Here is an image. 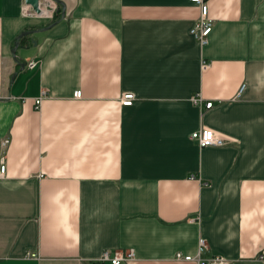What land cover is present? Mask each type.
I'll list each match as a JSON object with an SVG mask.
<instances>
[{
	"label": "crops",
	"instance_id": "0c3cea01",
	"mask_svg": "<svg viewBox=\"0 0 264 264\" xmlns=\"http://www.w3.org/2000/svg\"><path fill=\"white\" fill-rule=\"evenodd\" d=\"M59 1L0 0V264H264V0H208L203 45L191 0Z\"/></svg>",
	"mask_w": 264,
	"mask_h": 264
},
{
	"label": "built area",
	"instance_id": "2783aa9c",
	"mask_svg": "<svg viewBox=\"0 0 264 264\" xmlns=\"http://www.w3.org/2000/svg\"><path fill=\"white\" fill-rule=\"evenodd\" d=\"M51 6V10L48 12V16L52 15L55 5L52 0H48ZM199 8V15L194 21L193 25L190 27L189 32L192 34L196 40L201 44L207 42L208 35L212 29L213 18L208 14V0H191ZM22 15H34L29 5L23 3L20 8ZM36 64L35 61L29 60L27 66L32 67ZM245 84L242 83L238 87L236 97H238L244 90ZM43 93V92H42ZM80 90L76 89L73 91L74 97H80ZM134 93L132 91H124L120 96V103L122 105H130L134 100ZM41 96L34 98L35 108H40ZM191 101L194 105L201 106L202 97L194 95L191 97ZM205 108L212 106V101L205 102ZM190 138L195 140L200 147L204 146H222L226 143L227 138L221 133L215 132L209 127H199L196 130H193L190 133ZM7 139H4L2 143H5ZM6 170V163L4 156L0 155V175H3ZM208 245L204 237L199 236L196 244V253L192 254H183L181 251H176L174 257L176 259L194 261L196 264H226V258L220 254H213L208 258L200 257V254L207 250ZM134 259V253L131 249H115L113 251L103 250L96 258L95 264H121L123 262H130Z\"/></svg>",
	"mask_w": 264,
	"mask_h": 264
},
{
	"label": "water",
	"instance_id": "95a60500",
	"mask_svg": "<svg viewBox=\"0 0 264 264\" xmlns=\"http://www.w3.org/2000/svg\"><path fill=\"white\" fill-rule=\"evenodd\" d=\"M56 2H59V0H54ZM23 2L27 5L30 6V8L32 9V11L35 13V15H41L42 12H43V8L47 11H50L51 10V6L49 4V1L48 0H23ZM64 14V10L63 8L61 9V17L63 16ZM52 24V23H50ZM46 25V26H43L42 28H40L39 30H44V29H47L49 27V25ZM33 31H36V29L34 30H25L23 32L20 33L21 34H27V33H30V32H33ZM18 35V37L20 36ZM16 46V45H15ZM13 53H14V50H13Z\"/></svg>",
	"mask_w": 264,
	"mask_h": 264
},
{
	"label": "trees",
	"instance_id": "16d2710c",
	"mask_svg": "<svg viewBox=\"0 0 264 264\" xmlns=\"http://www.w3.org/2000/svg\"><path fill=\"white\" fill-rule=\"evenodd\" d=\"M61 18V6L59 5V3H57V7L54 10L50 22L49 23H55L57 22L59 19Z\"/></svg>",
	"mask_w": 264,
	"mask_h": 264
},
{
	"label": "rangeland",
	"instance_id": "374dc122",
	"mask_svg": "<svg viewBox=\"0 0 264 264\" xmlns=\"http://www.w3.org/2000/svg\"><path fill=\"white\" fill-rule=\"evenodd\" d=\"M52 2H53V4L55 5V9H56V7H57V3H59V2H56V1H54V0H52ZM55 9H54V10H55ZM61 9H62V8H61ZM54 10H53V12H54ZM52 14H53V13H52ZM51 16H52V15H50V17H48V18L51 19Z\"/></svg>",
	"mask_w": 264,
	"mask_h": 264
},
{
	"label": "bare ground",
	"instance_id": "6f19581e",
	"mask_svg": "<svg viewBox=\"0 0 264 264\" xmlns=\"http://www.w3.org/2000/svg\"><path fill=\"white\" fill-rule=\"evenodd\" d=\"M45 11H47V10H45V9L43 8V12H42V13H44Z\"/></svg>",
	"mask_w": 264,
	"mask_h": 264
}]
</instances>
